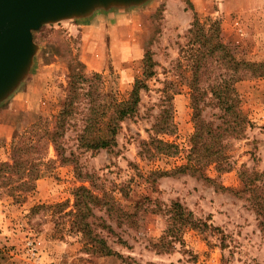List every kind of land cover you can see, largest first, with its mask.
<instances>
[{"label":"rangeland","instance_id":"obj_1","mask_svg":"<svg viewBox=\"0 0 264 264\" xmlns=\"http://www.w3.org/2000/svg\"><path fill=\"white\" fill-rule=\"evenodd\" d=\"M194 15L206 24L217 21L222 41L237 57L264 61V0H146L47 23L33 32L37 49L30 70L0 101L3 108L14 93L31 91L23 104L30 105L31 114H18L12 134L24 135L38 115L48 116L57 108L73 56L87 74L100 73L103 89L117 100L126 98L134 79L141 77L145 51L155 62L154 74L140 91L136 113L120 122L114 146L79 150L73 132L66 134L68 147L80 151L81 170L89 172L95 187L111 195L128 215L117 222L106 217L112 231H101L116 254L85 250L75 233L58 236L60 223L50 210L36 208L62 201L70 207L71 188L81 183L71 165L43 164L55 158L49 145L31 189L10 192L0 187V264H264V230L249 192L242 190L240 174L245 169L264 177V76L245 71L235 82L248 123L239 136L226 134L221 139V162L194 165L192 68L186 52H180L190 39ZM207 83L198 86L197 106L203 121L214 127L220 110ZM163 121L170 129H155ZM154 139L173 147L159 151ZM11 140L12 136L0 161L9 158ZM180 166L192 169L175 172ZM173 202L210 226L203 231L182 227L176 239L169 237L168 250L158 251L152 243L164 233Z\"/></svg>","mask_w":264,"mask_h":264},{"label":"trees","instance_id":"obj_2","mask_svg":"<svg viewBox=\"0 0 264 264\" xmlns=\"http://www.w3.org/2000/svg\"><path fill=\"white\" fill-rule=\"evenodd\" d=\"M188 33L190 39L186 49L180 48V52H186L192 68L190 87L194 132L191 135L190 159L197 166L202 163H219L222 157L221 139L226 134L239 136L244 124L248 123L240 108L234 84L244 76L243 72L252 77L264 76V61L255 62L237 57L222 41L217 21L206 24L194 15ZM154 65L151 52L145 51L141 77L134 79L126 98L117 100L107 95L103 89L100 73L87 74L81 60L76 56L71 57L66 85L57 108L55 106V110L48 116L38 115L24 135L13 133L9 158L0 161V187L10 192H24L31 189L40 176L41 159L46 146L51 145L55 158H48L43 164L57 161L59 165H71L76 180L81 183L71 188L73 202L70 207L68 202L62 201L47 206L40 204L36 208L50 210L52 217L60 223L56 231L58 236L75 233L84 249L93 254H116L106 243L101 231H112L106 217L117 222L122 215H128L111 195L95 187L89 172L81 170L78 162L80 151L75 152L68 147L66 134L73 132L75 149L95 151L114 146L120 122L136 113L140 91L148 87L147 80L154 74ZM203 81L208 82V92L220 110V122L214 127L210 121H203L197 106L201 98L198 86ZM163 111L165 116L169 117L168 110ZM166 122L163 126L156 124L158 128L155 129H170V124L166 125ZM153 141L159 151L173 147L172 144L159 139ZM187 168L191 170L192 166L177 167L175 172ZM240 174L244 184L242 190L249 192L258 217V225L264 230V177L245 169L241 170ZM95 211L101 214H96ZM168 220L164 233L152 243L158 251H167L172 242L169 237L176 239L182 227L203 231L210 226L194 217L192 212L179 202L171 204Z\"/></svg>","mask_w":264,"mask_h":264},{"label":"water","instance_id":"obj_3","mask_svg":"<svg viewBox=\"0 0 264 264\" xmlns=\"http://www.w3.org/2000/svg\"><path fill=\"white\" fill-rule=\"evenodd\" d=\"M146 0H0V101L30 70L42 25L83 18L97 9L139 5Z\"/></svg>","mask_w":264,"mask_h":264},{"label":"crops","instance_id":"obj_4","mask_svg":"<svg viewBox=\"0 0 264 264\" xmlns=\"http://www.w3.org/2000/svg\"><path fill=\"white\" fill-rule=\"evenodd\" d=\"M31 93L29 88L23 89L20 92L14 93L8 99V104L3 108L0 107V159H4L5 157V147L8 145L11 136H12V128L18 122L17 118L19 115H30L29 113V104L27 103L26 106L23 105L26 100L27 94ZM30 101V100H29ZM32 103L37 104L36 102L39 101V97L32 99ZM14 114L15 120H9L7 117ZM12 116V115H11Z\"/></svg>","mask_w":264,"mask_h":264}]
</instances>
